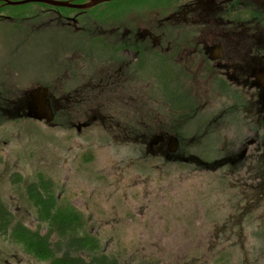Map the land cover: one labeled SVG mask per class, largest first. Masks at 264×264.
Instances as JSON below:
<instances>
[{
    "label": "flooded vegetation",
    "instance_id": "obj_1",
    "mask_svg": "<svg viewBox=\"0 0 264 264\" xmlns=\"http://www.w3.org/2000/svg\"><path fill=\"white\" fill-rule=\"evenodd\" d=\"M108 2L44 10L52 22L33 36L53 38L54 63L22 86L25 74L3 73L0 112L36 120L30 92L46 89L53 119L42 121L76 137L112 128L164 162L215 175L227 191L216 220L259 222L264 238V0ZM220 229L213 238L238 234Z\"/></svg>",
    "mask_w": 264,
    "mask_h": 264
},
{
    "label": "rangeland",
    "instance_id": "obj_2",
    "mask_svg": "<svg viewBox=\"0 0 264 264\" xmlns=\"http://www.w3.org/2000/svg\"><path fill=\"white\" fill-rule=\"evenodd\" d=\"M108 3L89 10L114 2ZM49 8L35 3L0 12V83L4 74L23 73L18 84L27 85L37 70L53 65V38L45 32L33 36L41 24L52 22L44 12ZM19 93L16 87L9 97ZM70 133L0 112V201L21 221L35 227L43 220L27 189L34 182L46 183L53 196L51 215L61 217L67 211L71 220L83 217L73 223L79 230L70 234L91 229L107 251L118 254L121 264H264L259 222L216 220L226 214L221 205L227 202L220 198L227 197V191L214 185V174L164 162L140 144L117 139L112 128L92 127L79 137ZM216 228L238 234L213 238ZM0 264L49 262L0 236Z\"/></svg>",
    "mask_w": 264,
    "mask_h": 264
},
{
    "label": "trees",
    "instance_id": "obj_3",
    "mask_svg": "<svg viewBox=\"0 0 264 264\" xmlns=\"http://www.w3.org/2000/svg\"><path fill=\"white\" fill-rule=\"evenodd\" d=\"M72 1L84 2L85 0ZM29 4L35 3L27 5ZM10 6L12 5L0 1V12ZM48 187L46 183L38 185L34 182L27 189L28 199L43 219L35 227L21 221L14 211L0 201V236L11 239L29 255L48 261L49 264H121L118 254L113 250L107 251L101 239L91 229H85L82 234L71 235V231L79 230L77 226L73 227V224L51 215L50 201L53 196ZM53 234L57 235L56 238H53Z\"/></svg>",
    "mask_w": 264,
    "mask_h": 264
},
{
    "label": "water",
    "instance_id": "obj_4",
    "mask_svg": "<svg viewBox=\"0 0 264 264\" xmlns=\"http://www.w3.org/2000/svg\"><path fill=\"white\" fill-rule=\"evenodd\" d=\"M7 5H23L28 3H45L54 7H71L77 9H89L96 5L112 0H85L84 2H73L72 0H0ZM31 101L29 102L27 117L36 120L45 119L51 122L53 119V111L51 109L50 100L47 97L46 89L37 88L30 92Z\"/></svg>",
    "mask_w": 264,
    "mask_h": 264
}]
</instances>
